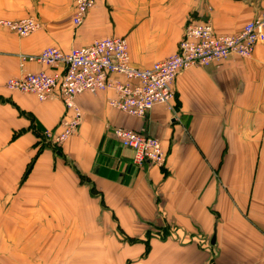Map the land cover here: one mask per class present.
Here are the masks:
<instances>
[{"label":"crops","instance_id":"crops-1","mask_svg":"<svg viewBox=\"0 0 264 264\" xmlns=\"http://www.w3.org/2000/svg\"><path fill=\"white\" fill-rule=\"evenodd\" d=\"M74 1L0 0V19L40 23L24 37L0 26V264H205L204 246L155 238L162 223L174 238L215 233V264H264V40L250 57L180 71L172 110L133 117L108 105L111 89L78 95L82 122L58 146L40 132L57 127L63 103L5 87L55 70L20 54L103 36L124 37L146 68L177 51L190 19L234 35L264 0H95L79 26ZM114 127L158 138L164 165L134 164Z\"/></svg>","mask_w":264,"mask_h":264},{"label":"built area","instance_id":"built-area-1","mask_svg":"<svg viewBox=\"0 0 264 264\" xmlns=\"http://www.w3.org/2000/svg\"><path fill=\"white\" fill-rule=\"evenodd\" d=\"M94 4L95 0H75L73 25H80ZM0 26L24 37L39 29L40 23L33 17H24L0 19ZM263 40L264 10L234 35L216 33L209 21L190 19L177 51L146 68L130 63L124 37L103 36L68 51L46 47L36 55L20 54L21 65L30 60L50 65L55 70L25 72L7 79L5 87L33 94L40 101L63 103L65 112L55 130L43 132L46 139L60 144L73 135L82 122L83 112L75 100L78 95L111 89L114 96L108 98V105L133 117H144L155 105L172 109L173 83L180 71L218 63L232 55L250 57ZM112 132L122 147L132 151L134 164L162 166L165 163L166 149L158 138L143 130L125 127H114Z\"/></svg>","mask_w":264,"mask_h":264},{"label":"rangeland","instance_id":"rangeland-1","mask_svg":"<svg viewBox=\"0 0 264 264\" xmlns=\"http://www.w3.org/2000/svg\"><path fill=\"white\" fill-rule=\"evenodd\" d=\"M192 20H194V19H192ZM71 21H72V19H71ZM52 47H54V46H52ZM243 58H247V57H243ZM44 130H55V129H44ZM44 130H42L40 132L43 141L44 142L46 141V142H48V144H52L53 146H58L59 143H54V142H52V141H50V140H48V139L45 138V136L43 134ZM166 156H167V152H166ZM172 225L173 224H166V223H162L158 227L155 226V225H153L151 227V231H153V233H155L154 234L155 235V238L157 237L156 235H158L159 239L161 241L163 240V242L164 241H168V240H171V241L175 240V241H177L179 243H182V244L183 243H194L197 247H200V245L201 246H204V249H206V248L208 249V252H207L208 255H207V259L205 260V264H215V248L213 246H211L210 243H209L210 242V239H211V237L209 235H208V237H205V238H202L201 236L200 237L199 236H193V237H190V238H183V237H178L177 236V237L174 238L173 235L175 234V231L173 230L174 227ZM125 238H126V240L128 242H132V240H133L130 237H125ZM121 241L123 242V237H122ZM144 246H145V250H146L145 252H147L149 250V247H150L148 239L147 240H144Z\"/></svg>","mask_w":264,"mask_h":264},{"label":"water","instance_id":"water-1","mask_svg":"<svg viewBox=\"0 0 264 264\" xmlns=\"http://www.w3.org/2000/svg\"><path fill=\"white\" fill-rule=\"evenodd\" d=\"M214 242H215V233L212 235L211 240H210L211 244H214Z\"/></svg>","mask_w":264,"mask_h":264}]
</instances>
